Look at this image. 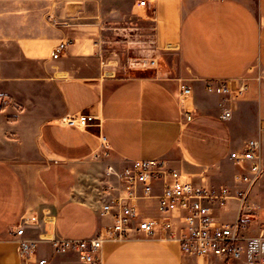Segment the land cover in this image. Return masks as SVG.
I'll list each match as a JSON object with an SVG mask.
<instances>
[{
    "label": "crops",
    "instance_id": "obj_1",
    "mask_svg": "<svg viewBox=\"0 0 264 264\" xmlns=\"http://www.w3.org/2000/svg\"><path fill=\"white\" fill-rule=\"evenodd\" d=\"M121 1L111 0L109 11L106 0H0V264H85L49 241L27 258L8 230L30 213L40 221L28 237L96 234L113 221L99 214L108 164L160 157L196 184L235 189L243 168L231 152L258 139L264 161V0L133 2L123 16L138 10L152 23L157 66L144 75H130L123 52L107 44L110 30L124 28L110 24ZM62 40L71 42L53 58ZM210 79L233 87L246 80V94L208 91ZM181 82L191 94L181 95ZM78 113L97 119L78 126L69 120ZM102 137L109 154L98 160ZM229 200L235 221L239 202ZM157 204V196L137 201L144 215H157ZM101 254L102 264H244L145 233L106 241Z\"/></svg>",
    "mask_w": 264,
    "mask_h": 264
},
{
    "label": "built area",
    "instance_id": "obj_2",
    "mask_svg": "<svg viewBox=\"0 0 264 264\" xmlns=\"http://www.w3.org/2000/svg\"><path fill=\"white\" fill-rule=\"evenodd\" d=\"M148 0H138L139 6H146ZM70 40L60 41L52 52L58 58L70 44ZM142 64V63H138ZM146 64V63H145ZM148 64L156 66L157 59ZM230 81L207 80L208 91H216L229 98L241 99L245 96L246 80L232 86ZM181 95L192 93V87L180 83ZM227 97H225L226 99ZM231 115L230 110L222 113L223 118ZM190 119L191 114L187 113ZM93 114L78 113L69 120L82 127L94 124ZM264 130V126L261 127ZM109 154V145L102 137V149L93 154L101 160ZM231 160L243 168L236 178L240 186H205L194 183L190 175L172 167L168 160L160 157L131 160L122 167L107 165L110 181L103 188L106 199L99 214L112 216L113 221L104 224L99 231L84 238H70L40 234L26 236L28 226L37 225L39 216L26 213L21 222L8 230L15 239L21 255L31 258L38 251V243L49 241L58 253L76 252L85 264H102V248L106 241L124 240L133 233L164 235L176 241L180 249L189 254L204 257L224 258L244 264H264V233L249 235L241 229L240 213L250 206V193L264 173V161L258 139H251L243 150L230 153ZM160 193L156 194V184ZM158 197L157 215L141 213L137 201ZM239 202V216L233 222L218 220L213 207L224 206L229 199ZM44 263L45 260H40Z\"/></svg>",
    "mask_w": 264,
    "mask_h": 264
},
{
    "label": "rangeland",
    "instance_id": "obj_3",
    "mask_svg": "<svg viewBox=\"0 0 264 264\" xmlns=\"http://www.w3.org/2000/svg\"><path fill=\"white\" fill-rule=\"evenodd\" d=\"M137 1L122 0L114 5L115 10L120 12L121 16L117 13L116 17L110 20V24L116 27L124 26V28L115 32L110 30L107 44L111 49L123 52V66L127 68L130 75L152 74L157 64L156 66L148 64L155 58L152 23L149 15L132 10V14L128 17L123 16L127 14V10H130L131 4ZM111 4V0H106L105 9L114 11ZM139 62L142 64H138ZM252 190L249 198L250 206L240 213V220L243 232L256 235L264 233V173ZM236 207V201L228 200L217 210L218 219L233 221L236 217Z\"/></svg>",
    "mask_w": 264,
    "mask_h": 264
},
{
    "label": "water",
    "instance_id": "obj_4",
    "mask_svg": "<svg viewBox=\"0 0 264 264\" xmlns=\"http://www.w3.org/2000/svg\"><path fill=\"white\" fill-rule=\"evenodd\" d=\"M243 219H245V217H243Z\"/></svg>",
    "mask_w": 264,
    "mask_h": 264
}]
</instances>
